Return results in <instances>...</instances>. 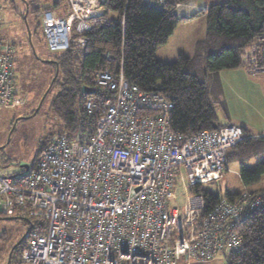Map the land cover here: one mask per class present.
I'll use <instances>...</instances> for the list:
<instances>
[{"label": "built area", "instance_id": "built-area-1", "mask_svg": "<svg viewBox=\"0 0 264 264\" xmlns=\"http://www.w3.org/2000/svg\"><path fill=\"white\" fill-rule=\"evenodd\" d=\"M67 3L63 18L42 11L43 37L53 54L72 43L80 55L102 0ZM263 49H248L251 74L264 75ZM14 54L0 37V109L15 103ZM94 85L112 96L87 95L90 131L54 136L33 169L0 172L1 216L20 212L32 221L20 264H208L239 253L235 227L264 211V193L221 194L208 207L202 187L222 178L231 149L264 135L228 125L185 137L171 128L170 95L108 71L97 72ZM176 175L190 193L181 212L171 206Z\"/></svg>", "mask_w": 264, "mask_h": 264}, {"label": "trees", "instance_id": "trees-1", "mask_svg": "<svg viewBox=\"0 0 264 264\" xmlns=\"http://www.w3.org/2000/svg\"><path fill=\"white\" fill-rule=\"evenodd\" d=\"M187 1L190 0H166L162 7L156 8L143 4L142 0H102V15L92 22L90 31L82 34L86 44L81 54L71 43L68 50L54 53L49 58L52 63L43 62L53 70L46 88L55 76L56 66L58 68V75L47 95L54 88L50 109L60 120V130L43 138L41 148L36 152L38 159L54 136L73 139L75 132L80 135L92 129L93 123L84 110L87 95L112 96L111 92L96 89L94 85V75L100 71L114 75L122 73L130 86L143 92L170 95L173 102L169 115L171 128L185 137L221 126L217 123L211 86L219 84L217 74L220 71L239 67L240 57L251 46L263 49L264 0H228L210 6L204 12L205 38L196 43L193 56L180 55L172 64L162 63L155 54L178 24L174 3ZM32 3L30 1L28 6ZM30 14L37 18L40 8L35 6ZM112 16L116 18L111 19ZM37 23L41 30V22ZM77 36L73 33V38ZM42 38L44 40L43 32ZM36 113L33 110L31 116ZM256 157L264 158V142L245 140L231 149L228 162L237 158L243 164ZM262 176L264 161L252 171L240 169V179L245 186L258 182ZM220 195L206 193L208 207L213 206ZM225 197L233 198L231 194H225ZM6 218L24 220L29 227L32 224L31 219L20 212ZM235 230L242 238V249L239 253L227 255L224 264H264V211L254 212ZM21 239L19 245L13 246L8 264H20L28 233Z\"/></svg>", "mask_w": 264, "mask_h": 264}, {"label": "rangeland", "instance_id": "rangeland-1", "mask_svg": "<svg viewBox=\"0 0 264 264\" xmlns=\"http://www.w3.org/2000/svg\"><path fill=\"white\" fill-rule=\"evenodd\" d=\"M30 1L34 3L28 6ZM57 1L0 0V37L15 48L12 61L15 103L10 107L0 109V172L3 174H20L28 171L38 159L36 152L41 148L40 142L48 135L60 130V120L50 109L54 88L49 92V95L45 96L37 113L31 116L32 111L38 108L41 98L49 87L48 85L46 88L53 70L50 65L43 62L50 61L49 58L53 53L49 51L46 41L42 38V32L37 27L40 18H33L30 10L38 6L41 12L44 8L52 7ZM197 1L203 5V0ZM224 2L227 0H205L208 5ZM26 8H28L29 14L24 20ZM205 31V13L181 20L166 43L157 49L156 57L168 59L169 64L174 63L177 59V49L188 52L189 57H192L196 40H202L205 37ZM192 44H194L193 49H191ZM248 56L249 51H245L241 56V64L237 68L250 77H264L261 73L252 75L246 69ZM232 73L234 72H225L220 75V77L222 76L221 79L219 78L221 97L216 96L217 87L211 86L210 95L211 99L216 102L215 111L220 125H237L246 128L247 136L252 133L264 135L262 134L264 133V90L262 91L257 83L253 89H248L245 76ZM232 83H234V90L240 93L241 98L230 96L229 88ZM248 96L250 99L246 100L245 98ZM78 136L75 132L73 139ZM238 171L240 172V169L236 162H228L227 171L223 173V177L217 182L203 186L202 190L214 195L222 194L225 191L234 193L242 190ZM182 176L184 177V174ZM261 183L264 185V180ZM172 192L171 206L181 212L190 193L188 189L183 188L179 175L174 177ZM28 228L29 225L25 224L24 220H9L6 217L3 218L0 213V264H8L13 246L27 233ZM208 264H224V260L218 259Z\"/></svg>", "mask_w": 264, "mask_h": 264}, {"label": "crops", "instance_id": "crops-1", "mask_svg": "<svg viewBox=\"0 0 264 264\" xmlns=\"http://www.w3.org/2000/svg\"><path fill=\"white\" fill-rule=\"evenodd\" d=\"M150 1H151V4H146V5L151 6V7H156V8H158L160 6H163V4L166 2V0H150ZM142 3H143V0H142ZM202 3H203V5L199 4V2L197 0H190V1H187L185 3L180 4V6L178 8L174 9V13H175L176 17L179 19L178 23L181 20H183V19L194 18L198 14L204 13L212 5V4L211 5H208L207 3H205V0H203ZM143 4H145V3H143ZM44 9L45 10H50V11H52L54 13L55 16L60 17V18H63V17H65L68 14V3H67V0H58L57 2H55L52 5V7H49V8L47 7V8H44ZM44 9H42V11H44ZM42 11L40 12V14L38 16V18H40V20H39L40 22H41ZM201 11H203V12H201ZM199 12H201V13H199ZM195 39H198V38H195ZM196 41L199 42L201 40H196ZM193 46H194V44L191 45V49H193ZM176 52H177V58L180 55H183V56H186L188 58H191V57H189L188 52H184L183 50H180V49H177ZM157 60L160 61V62H162V63L169 64V62H167L168 59L166 60V59H163V58L162 59L157 58ZM240 63H241V57H240ZM246 69H247V66H246ZM225 72H234L232 74H237V75L245 76V79L247 80V84H248V89H253L255 83H257L260 86V89L262 91L264 90V77L263 76L262 77H257V76L256 77H250L244 71L236 68V69L222 70L221 72H219L217 74L218 81H219V78L220 79L222 78V76L220 77V75L221 74H224ZM252 75H256V74H252ZM219 85L220 84H217V87H218L219 90L216 91V96L221 97L222 90H220V86ZM229 92H230V96L231 97H233V98L234 97L235 98H241L240 93L234 90V83L231 84V86L229 88ZM248 98L250 99L249 96L246 97L245 99L246 100H249ZM216 117H217V113H216ZM217 123L220 125L219 120H218V117H217ZM242 123H244V122H242ZM233 126H237V125H233ZM238 127H240V126H238ZM240 128L241 129H244L245 130L244 132H247L246 131V128H243V127H240ZM262 134H264V133H262ZM251 135H260V134H254V133H252ZM252 140H253L252 142H254V141H262V142H264V139H256V140L255 139H252ZM257 158L256 159L253 158V159H251V160H249L247 162H244L243 164H241L242 162H240V160H238L236 158L234 161H232V163L233 162H236V164H238V168L239 169L244 168L245 170L252 171V170H254L258 166L259 163H261V162L264 161V158L263 157H257ZM225 171H227V169ZM238 173H239L238 174V177H239L240 184L242 186V190L237 191V192H234V193L225 191L224 193H222V195L225 196V194H231L233 196L232 199H234L235 197H237L239 195H242L244 193H248V194L249 193L250 194H260V193H264V185H262V183H261V181L264 180V176H262L258 182L254 183V184H250L248 186H245L241 182L240 172L239 171H238ZM182 186H183L184 189H186V184H185L184 181H182ZM205 193H207V192H205Z\"/></svg>", "mask_w": 264, "mask_h": 264}, {"label": "water", "instance_id": "water-1", "mask_svg": "<svg viewBox=\"0 0 264 264\" xmlns=\"http://www.w3.org/2000/svg\"><path fill=\"white\" fill-rule=\"evenodd\" d=\"M27 14H28V9L26 8V12H25L24 17H23L24 20L26 19ZM28 39H29V41H30V34H29V32H28ZM48 62H51V63H52V61H48ZM55 70H56V71H55V76H54L53 80L50 82L49 87H48V89L46 90L45 94H44L43 97L41 98V100H40V102H39V106H38V108L35 110V112H37V110L39 109V107H40V105H41L43 99L45 98V96L47 95V93H48L50 87L52 86L53 81L55 80L56 76L58 75V68H57V66H56V69H55ZM21 118H22V119H27V118H25V117H21ZM10 219H15V218H10ZM21 240H22V239H21ZM21 240L18 241V242L16 243L15 246L19 245L20 242H21ZM8 261H9V258H8Z\"/></svg>", "mask_w": 264, "mask_h": 264}, {"label": "clouds", "instance_id": "clouds-1", "mask_svg": "<svg viewBox=\"0 0 264 264\" xmlns=\"http://www.w3.org/2000/svg\"><path fill=\"white\" fill-rule=\"evenodd\" d=\"M165 4V3H164ZM163 4V5H164ZM180 4H182V3H174V9H176V8H178L179 6H180ZM160 7H162V6H160ZM160 7H158V8H160Z\"/></svg>", "mask_w": 264, "mask_h": 264}, {"label": "flooded vegetation", "instance_id": "flooded-vegetation-1", "mask_svg": "<svg viewBox=\"0 0 264 264\" xmlns=\"http://www.w3.org/2000/svg\"><path fill=\"white\" fill-rule=\"evenodd\" d=\"M28 9V8H27ZM28 13H29V11H28Z\"/></svg>", "mask_w": 264, "mask_h": 264}, {"label": "bare ground", "instance_id": "bare-ground-1", "mask_svg": "<svg viewBox=\"0 0 264 264\" xmlns=\"http://www.w3.org/2000/svg\"><path fill=\"white\" fill-rule=\"evenodd\" d=\"M234 149V148H233Z\"/></svg>", "mask_w": 264, "mask_h": 264}]
</instances>
